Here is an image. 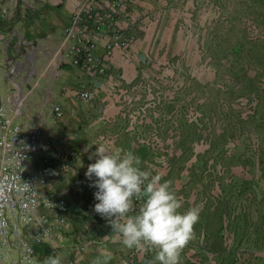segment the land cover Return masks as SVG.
Masks as SVG:
<instances>
[{
	"label": "rangeland",
	"instance_id": "obj_1",
	"mask_svg": "<svg viewBox=\"0 0 264 264\" xmlns=\"http://www.w3.org/2000/svg\"><path fill=\"white\" fill-rule=\"evenodd\" d=\"M172 5L163 9L153 50L125 73L128 86L123 76L113 80V133L127 134L144 167L172 182L185 209L203 204L194 244L202 231L209 260L264 264V142L255 127L264 128V64L253 71L256 54L264 58V0ZM248 49L250 61L239 52ZM256 84L260 95L249 92ZM207 239L218 243L210 249Z\"/></svg>",
	"mask_w": 264,
	"mask_h": 264
},
{
	"label": "built area",
	"instance_id": "obj_2",
	"mask_svg": "<svg viewBox=\"0 0 264 264\" xmlns=\"http://www.w3.org/2000/svg\"><path fill=\"white\" fill-rule=\"evenodd\" d=\"M166 1L171 4L179 0ZM139 2L87 0L74 11L59 51L60 63L70 59L79 71L68 88L74 99L91 102L96 97L95 80L111 78L108 62L114 49H126L133 40V34H128L118 20L125 18L130 23L127 28L135 31L131 14ZM35 57L34 45L24 49L16 45L5 67L10 100L0 101V264H22L25 254L36 255L35 243H46L51 255L61 254L63 264H92L95 259L88 258L89 250L103 249L107 236L98 237L87 229L94 225L98 214L94 211V196L86 191L92 181L85 173L94 159L86 158L83 164V153L69 146L64 136L48 133L40 119L28 129L16 122L37 85L32 83ZM52 111L55 120L63 118L61 104L55 103ZM59 179L72 185L73 201L57 189ZM73 214L88 216L90 221L85 227L86 236L71 243L72 256L66 257L64 249L70 245ZM14 251L17 259L13 258Z\"/></svg>",
	"mask_w": 264,
	"mask_h": 264
},
{
	"label": "crops",
	"instance_id": "obj_3",
	"mask_svg": "<svg viewBox=\"0 0 264 264\" xmlns=\"http://www.w3.org/2000/svg\"><path fill=\"white\" fill-rule=\"evenodd\" d=\"M83 2H87V0H0V101L8 102L10 100V84L5 73L7 58L14 56L16 45H20L22 49L28 44L34 45L35 80H32V83L36 82L37 85L32 88L21 113L16 117V122L28 129L40 119L48 133L64 136L69 146L83 153V164L97 147V145H93V142L101 137L112 142L115 146H122L126 150L140 154L139 148L131 147L126 133L119 132L118 137L113 133L112 123L118 115H115L113 111L118 102L117 95L112 94L113 80L117 76H123L120 81L128 86L132 78L126 74L137 69L139 59L148 55L158 34L156 28L159 19L160 21L162 19L163 9L173 6L174 2L170 4L166 0H140L131 14L132 22L136 24L135 31L127 28L130 23L125 18L118 20V24L122 28H126L128 34H133V40L126 49H114L108 62L111 78L109 76L97 78L95 80L97 82L95 84V99L88 103H81L74 99L72 92L68 90L70 84L78 77L79 71L70 63V59L61 64L59 51L65 40L67 28L72 22L73 13ZM105 90L108 93L110 91L111 94L109 93V95ZM58 92L67 97H63V102L54 101ZM32 94L34 98L29 100ZM51 102L61 104L64 110L63 118L54 119L53 103ZM118 126L121 128L120 131L124 129L119 124ZM144 164L145 162L142 161L141 166L144 167ZM57 189L73 201L74 191L68 180L59 179ZM86 191L90 196L91 194L92 197L94 196L89 184L86 186ZM94 202H97L95 198ZM95 217L94 225L88 228L87 222L90 221L88 216L73 214L71 217L73 229L69 237L70 245L64 249L66 257L72 256L71 243L84 239L87 232L85 227H87L90 233L98 237L107 234L103 244L104 248L101 250L99 247L90 249L87 254L88 258L96 259L101 252L110 251L112 258L108 264H153L155 251L141 252L123 247L119 243H112L110 234H112L113 228L111 224L107 223L99 214H96ZM203 239L204 233L201 231L200 238L197 235L196 240L198 243L200 241V244L195 247V240H193L185 247L186 250L181 254V264L215 263L212 259L209 260L208 251H204ZM217 243L210 240L208 242L207 239L206 245L213 249L214 247L211 245L216 246ZM34 248L35 256L41 262L51 255L46 243H35ZM13 258H18L16 251L13 253ZM216 264H220V261Z\"/></svg>",
	"mask_w": 264,
	"mask_h": 264
},
{
	"label": "clouds",
	"instance_id": "obj_4",
	"mask_svg": "<svg viewBox=\"0 0 264 264\" xmlns=\"http://www.w3.org/2000/svg\"><path fill=\"white\" fill-rule=\"evenodd\" d=\"M93 145L97 147L89 159L94 162L85 176L96 189L94 211L113 228L112 243L141 252L155 251L153 264H181L183 250L196 238L203 204L185 209L172 182L154 174V169L142 167L134 151L102 137ZM111 258L110 251H103L92 264H108ZM63 260L56 254L41 262L28 253L22 264H63Z\"/></svg>",
	"mask_w": 264,
	"mask_h": 264
},
{
	"label": "trees",
	"instance_id": "obj_5",
	"mask_svg": "<svg viewBox=\"0 0 264 264\" xmlns=\"http://www.w3.org/2000/svg\"><path fill=\"white\" fill-rule=\"evenodd\" d=\"M236 47H242V44L239 43V42L236 43V45H235V47H233V49L236 48ZM240 49H241V48H240ZM239 52H240V53H243V54H246L247 57L249 58V61H250L251 53H253L254 51H250V49H248L247 51H239ZM246 61H248V60H246ZM255 63H256L257 66L259 67L258 69H254V70H253L254 73L257 75V74H258V71H259V70L261 69V67H262L261 65L264 64V58H263L262 56H260L259 54H256ZM256 68H257V67H256ZM251 72H252V71H251ZM249 80H251V78H249ZM246 84H247V83H246ZM246 84L244 83V85H246ZM260 89H261L260 86L256 84L255 88L250 89L251 91H249V92H250V93H251V92H255V93H258V95H260V93H261V91H262V90L260 91ZM260 119H264V118L261 117ZM259 126H261V124H259ZM255 127H256V130L258 131V132H257V135H258L260 141H261V142H264V128L261 127V129H259L257 125H256ZM258 133H259V134H258ZM263 163H264V159L261 160L260 164L263 165ZM263 167H264V165H263ZM262 174H264V169H263Z\"/></svg>",
	"mask_w": 264,
	"mask_h": 264
}]
</instances>
